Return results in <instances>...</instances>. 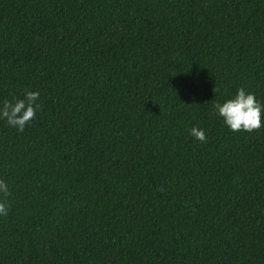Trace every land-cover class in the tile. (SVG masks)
<instances>
[{"label": "trees", "instance_id": "16d2710c", "mask_svg": "<svg viewBox=\"0 0 264 264\" xmlns=\"http://www.w3.org/2000/svg\"><path fill=\"white\" fill-rule=\"evenodd\" d=\"M239 87L264 103V0H0V100L39 92L0 121V264H264Z\"/></svg>", "mask_w": 264, "mask_h": 264}, {"label": "clouds", "instance_id": "9594fccd", "mask_svg": "<svg viewBox=\"0 0 264 264\" xmlns=\"http://www.w3.org/2000/svg\"><path fill=\"white\" fill-rule=\"evenodd\" d=\"M38 96L37 90L25 89L22 96L13 95L11 98L0 100V121L14 127L17 132L23 131L26 123L34 117L39 108ZM212 107L214 114L232 131H252L262 125L264 103L256 99L253 92L243 87L237 88L234 94L213 100ZM187 131L195 140H206L205 130L201 127L193 125ZM0 194V216H4L8 211V202L3 197L8 195V185L3 179H0Z\"/></svg>", "mask_w": 264, "mask_h": 264}]
</instances>
